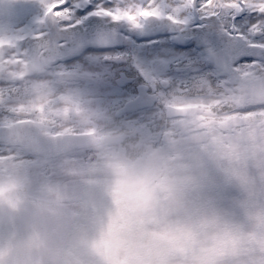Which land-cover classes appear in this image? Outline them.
Listing matches in <instances>:
<instances>
[{
	"label": "clouds",
	"instance_id": "9594fccd",
	"mask_svg": "<svg viewBox=\"0 0 264 264\" xmlns=\"http://www.w3.org/2000/svg\"><path fill=\"white\" fill-rule=\"evenodd\" d=\"M243 72L264 85V70ZM251 112L264 104L226 116ZM201 115L216 131L194 150L117 140L97 124L91 173L78 179L0 163V264H264V115Z\"/></svg>",
	"mask_w": 264,
	"mask_h": 264
},
{
	"label": "rangeland",
	"instance_id": "374dc122",
	"mask_svg": "<svg viewBox=\"0 0 264 264\" xmlns=\"http://www.w3.org/2000/svg\"><path fill=\"white\" fill-rule=\"evenodd\" d=\"M79 3L81 6L77 10V18H85L99 4L105 7L114 5L133 13L138 8L144 7L149 10L160 9L165 14L171 12L181 18H190L192 15L191 6L186 0H152L151 3L150 0H91V3H87V0H79ZM87 8L90 10L85 13ZM39 10L42 11L38 0H0V43L11 44L23 35L35 34L30 31L21 33L20 28L26 26L28 28L26 16L35 13L38 15ZM79 12L81 13L78 15ZM241 15L243 18L238 17L236 21L237 28L247 33L248 26L259 17L248 12ZM143 22L144 20L141 21ZM232 23L225 18L201 20L198 15L193 14L190 23L184 27L220 24L231 31L229 26ZM54 24L56 25L55 19L49 18L47 24H40V30L54 32ZM231 39L235 42H245L236 37L235 33ZM171 42V36L163 34L146 41H135L133 49L95 51L89 53L90 56L82 61L70 60L58 63L47 71L23 80H20L23 69L20 66H12L16 57L13 52H9L4 57L8 61L9 68L0 76V126H8L20 120H30L42 124L45 131L51 134L89 133L97 137L95 126L103 112L112 107L115 110L119 108L116 115L119 117L117 120L119 125L111 128L109 135L117 140H122V131H128L129 135H133V143L142 139L159 144L160 136L163 133H170V140H183L194 150L201 146L202 135H214L216 131L215 128L204 123L201 113L215 114L224 122L228 112H213V107L218 104L220 108H227L232 102L234 105L236 99L232 98L233 90L212 75L211 67H204L205 64L199 58L195 47L187 48L182 55L184 57L180 58L179 48ZM105 56L123 58L105 61L103 59ZM253 64L257 67L261 65L254 60H243L239 65L245 70H255L257 67L252 68ZM128 74L136 81H132V77ZM114 77L119 95L112 86ZM195 78L210 81L216 91L190 97L181 95L188 81ZM139 82H146V85L139 86ZM167 89L170 92L166 91ZM218 91L223 93L222 97H218ZM141 97H150L154 101L158 99V105L131 110L130 103ZM159 105L164 107V111L168 106H195L197 114L194 118L188 119L186 124L171 120L167 123L163 121L157 126L156 123L161 122L156 116L157 111L160 110ZM239 108L244 107L239 106ZM153 133H156L155 138ZM64 158H67V164ZM93 159L90 149L71 152L55 159H42L28 155L20 148L0 144V163L5 160L13 161L37 179L86 177L91 173ZM207 183L210 194L221 199L228 197L229 193L222 187L218 177L209 175Z\"/></svg>",
	"mask_w": 264,
	"mask_h": 264
},
{
	"label": "water",
	"instance_id": "95a60500",
	"mask_svg": "<svg viewBox=\"0 0 264 264\" xmlns=\"http://www.w3.org/2000/svg\"><path fill=\"white\" fill-rule=\"evenodd\" d=\"M143 25L142 30H137L125 23L105 22L101 17L91 16L85 20L84 26L78 25L65 35L68 38L82 35L93 37L94 39L89 46L98 50H105L119 46L122 33L137 40H144L165 32L174 34L177 44L187 46L195 43L197 47L202 48L207 64L212 66L219 76L224 77L227 84L234 86L243 102L248 105L264 103V85H253L248 80V74L241 75L234 68V64L241 58L253 57L264 63V52L245 46L243 43L232 42L217 24L208 27L198 26L179 29L176 24L167 19L149 18ZM56 39L47 37L44 40H37L32 37L27 41L21 39L15 45L0 44V74H3L6 65L5 61L2 60L3 56L9 50H14L16 56H21L27 60L26 63H22L20 60L13 62V65L20 64L22 66L25 70V76L42 72L51 64L61 61V52L56 47ZM23 44H25L26 51L21 52ZM260 70L263 69L258 68L256 71ZM148 103V99H140L133 103L132 107H145ZM191 111V108H169L167 115L169 117H183L191 115ZM256 116L258 114L232 117L229 120H250ZM96 140L97 138L88 134L49 135L43 132V127L40 124L30 121H21L9 127L0 128V142L21 147L28 154L43 158L57 157L69 151L89 148Z\"/></svg>",
	"mask_w": 264,
	"mask_h": 264
},
{
	"label": "snow or ice",
	"instance_id": "6c2138e0",
	"mask_svg": "<svg viewBox=\"0 0 264 264\" xmlns=\"http://www.w3.org/2000/svg\"><path fill=\"white\" fill-rule=\"evenodd\" d=\"M151 2L152 0H150ZM38 3L42 9L41 16L34 18L31 23L43 25L48 23L49 18L55 19L57 31L60 33L55 43L57 49L61 52V62L64 60L79 62L90 56L89 53L98 50L89 46L94 39L93 37L82 35L68 38L65 35L78 25L83 24L84 19L87 18H77V10L81 6L79 0H38ZM87 3H91V0H87ZM186 3L191 6L192 15L190 18H181L171 12L165 14L160 9L149 10L144 7L138 8L133 13L129 10L117 8L114 5L112 7H105L103 4L97 5L94 10L88 13V16L107 18L117 24L127 23L137 30L143 29L144 25L141 21L150 17L167 19L169 22L181 25L182 27L190 23L193 14L198 15L201 20L225 18L233 23L229 26L231 31L228 27L223 29L224 35L232 38L233 33H235L236 37L244 40L248 47L264 52V0H186ZM245 12L254 13L259 17V19L248 26L247 33L239 31L236 23L237 18L240 17L242 19L241 14ZM20 31L21 33L27 31V26L21 27ZM49 35L50 33L41 29L36 32L33 38L44 40ZM122 58L121 56L103 57L105 61ZM251 67L255 68L257 65L253 64ZM112 86L117 91V95H119L115 81L112 82Z\"/></svg>",
	"mask_w": 264,
	"mask_h": 264
},
{
	"label": "bare ground",
	"instance_id": "6f19581e",
	"mask_svg": "<svg viewBox=\"0 0 264 264\" xmlns=\"http://www.w3.org/2000/svg\"><path fill=\"white\" fill-rule=\"evenodd\" d=\"M54 28L57 29L56 26H55ZM178 28H179V29H182L181 25H178ZM49 33H50V36H58V35L60 34V33H58L57 30H54V32H53V30H52V31L49 32ZM171 39H172L173 42L176 43V41H175V36H172ZM134 44H135V41H134V39H133L132 37H130V36H123L122 41H121V46H122L123 48H126V49H132L133 46H134ZM194 46H196L195 43H191V44L189 45V47H194ZM183 48H185V47H183ZM184 50H185V49H181V52H183ZM199 50H200L201 52L203 51L201 48H199Z\"/></svg>",
	"mask_w": 264,
	"mask_h": 264
},
{
	"label": "trees",
	"instance_id": "16d2710c",
	"mask_svg": "<svg viewBox=\"0 0 264 264\" xmlns=\"http://www.w3.org/2000/svg\"><path fill=\"white\" fill-rule=\"evenodd\" d=\"M239 67H241V66H239ZM211 87H212V85L207 84V83H203V84H200L198 86V89H199L200 93H204V92H207L208 90H210ZM112 120H113L112 117H110L108 119V121H110V122H112ZM110 125H112V124L111 123L107 124V126H110Z\"/></svg>",
	"mask_w": 264,
	"mask_h": 264
}]
</instances>
